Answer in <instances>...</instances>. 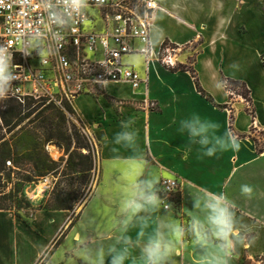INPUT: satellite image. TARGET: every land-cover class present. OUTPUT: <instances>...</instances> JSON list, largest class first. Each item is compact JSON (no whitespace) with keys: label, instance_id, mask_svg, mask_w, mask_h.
I'll use <instances>...</instances> for the list:
<instances>
[{"label":"crops","instance_id":"crops-1","mask_svg":"<svg viewBox=\"0 0 264 264\" xmlns=\"http://www.w3.org/2000/svg\"><path fill=\"white\" fill-rule=\"evenodd\" d=\"M156 1L161 9L150 17L153 51L168 41L193 55V69L208 99L197 91L189 72H172L155 61L146 73L141 57L125 58L147 79V87L133 91L128 84L110 83L97 97L74 100L81 122L102 136L97 145L98 175L87 199L78 211L35 212L30 224L11 211H0V264H81L77 242L82 237L90 243L119 239L128 223L110 203L111 191L119 189L122 180L134 181L145 167L157 174L159 182L177 180L180 197L178 210L173 202L169 210L162 207L150 218L147 232L160 226L171 234L172 225L193 222L199 227L203 197L214 200L215 194L223 193L233 205L243 237L229 264H264V151L258 154L250 137L253 126L264 132V0ZM184 55L177 65L186 63ZM223 79L245 84L253 119L243 103L231 104L233 91L224 88ZM231 111L239 151L202 156L199 146L178 132L181 119L197 114L218 126L216 136L231 133ZM121 121H131L129 130L136 133L140 159L125 148L111 150ZM244 184L252 188L251 196L241 194ZM139 234L136 229L130 232L134 238ZM212 251L211 244L204 248L188 236L179 244L174 264H210L211 257L204 258ZM132 257L141 264L138 248Z\"/></svg>","mask_w":264,"mask_h":264},{"label":"built area","instance_id":"built-area-1","mask_svg":"<svg viewBox=\"0 0 264 264\" xmlns=\"http://www.w3.org/2000/svg\"><path fill=\"white\" fill-rule=\"evenodd\" d=\"M65 3L0 0V62L9 61L15 76L0 99L20 104L44 99L70 117L77 97H97L110 83L128 84L133 91L147 87V79L125 58L141 57L146 73L155 61L167 68L177 65L171 61L175 49L155 52L151 47L150 17L161 9L156 0H87V7L70 18ZM54 14L68 22L57 25ZM42 183L48 187V178ZM178 189L177 180H160L165 205L171 207Z\"/></svg>","mask_w":264,"mask_h":264},{"label":"clouds","instance_id":"clouds-1","mask_svg":"<svg viewBox=\"0 0 264 264\" xmlns=\"http://www.w3.org/2000/svg\"><path fill=\"white\" fill-rule=\"evenodd\" d=\"M52 7H55L53 5ZM87 7V0H66L64 5L67 17L78 13ZM63 14H54V22L63 25L68 21L62 19ZM15 79L10 70V62H0V98L6 97ZM218 126L210 121L202 120L193 114L179 121L178 132L186 134L190 144L198 145L202 156L213 157L218 151H239L240 143L230 132L216 136ZM121 131L110 141L112 151L120 148L132 151V158L140 159L139 145L136 133L131 128V121H121ZM241 194L251 196L252 188L244 184ZM216 199L203 197L199 208L203 214V222L198 227L195 222L190 225H172V233L164 231L160 226L146 231L150 218L162 207L167 209L159 194V179L156 173L143 169L131 183L121 181V187L111 191L110 203L116 205L117 212L128 223V227L114 242L96 241L90 243L82 237L78 244L81 264H135L132 257L133 249H139L141 264H174V257L179 251V244L186 237L198 240V244L208 248L211 244L214 251L204 259L210 264H229L237 245L243 242L239 222L233 211L232 203L223 193L215 194ZM136 229L140 234L132 237L130 232ZM178 237V239H177Z\"/></svg>","mask_w":264,"mask_h":264},{"label":"trees","instance_id":"trees-1","mask_svg":"<svg viewBox=\"0 0 264 264\" xmlns=\"http://www.w3.org/2000/svg\"><path fill=\"white\" fill-rule=\"evenodd\" d=\"M168 46L171 49H176L174 45L165 41L160 52ZM189 64V66L178 64L174 67L165 68L172 72H189L197 91L202 97L207 98L199 86L193 69V62ZM223 86L228 92L235 91V89L242 90L243 93L240 95L251 106L249 90L244 83L223 79ZM69 113L73 114L71 110ZM246 113L253 119L252 106L251 111L246 109ZM25 119L28 120L26 124L23 123ZM233 122L234 118L231 111L229 129L232 135L240 138L233 131ZM66 124V114L54 105L47 104L44 99L29 98L24 101V104L12 99H0V211H11L15 216L21 217L18 211L26 209L32 212V217L38 211L75 210L78 203L76 184H81L87 188L88 177L94 167L93 147L87 140L80 138L77 131L74 130L72 135L75 139V145L70 150L72 139L71 135L68 134ZM101 139L99 137L98 142ZM55 141L58 143V148L64 151V155L67 156L66 159L61 158L56 162L49 156L46 147ZM253 141L255 142V140ZM256 149L258 154L264 151V147L260 148L257 144ZM82 151H86V154H82ZM7 162L10 163V166L7 165ZM53 175H59L58 183L63 180L66 188H55L48 193L47 200H44L38 207H32L25 199L24 189L29 185L37 184L45 177ZM91 190L89 188L88 194ZM172 202L177 211L180 204L179 195H176ZM31 217H24L27 224H30ZM74 222L75 219H71L70 225H73ZM55 242L57 245L60 239Z\"/></svg>","mask_w":264,"mask_h":264},{"label":"rangeland","instance_id":"rangeland-1","mask_svg":"<svg viewBox=\"0 0 264 264\" xmlns=\"http://www.w3.org/2000/svg\"><path fill=\"white\" fill-rule=\"evenodd\" d=\"M184 51L185 49H181V48L175 49V51L172 53V56H171L172 63L177 64V61H178L177 59L179 58V56L185 54L184 58H186V63L184 65L189 66L190 65L189 63L193 62V55L191 54L189 55L188 53H185ZM138 58L140 59V57ZM242 93L243 92L240 89H235L233 93H230L231 104L234 105L235 102L243 103L245 105V108L251 111V106L249 105V103L240 95ZM66 118H67L66 126L68 128V134L71 135V139H72V145H71L70 150H72V148L75 145V139H73V135H72L74 133V130L77 131L80 138L82 139L84 138L85 140H87L89 144H91V146L93 147L92 155L94 159V167L88 177V187L85 188L81 184H78V183L76 184V188L78 191V203L75 209L78 211L89 195L88 194L89 188L91 189L93 188V186L95 185L96 179H97V175H98L97 145H98L99 137L102 138V136H101L100 131L92 130L91 128L84 125L83 122H81L76 112H73V114L70 115V117L66 116ZM27 121L28 120L25 119L23 123L26 124ZM250 137L253 140H255L256 144L260 148L264 147V132L263 131H260L253 126L252 131L250 133ZM57 144H58L57 141H55V143L48 146V150H47L51 159L56 162L59 161V159L61 158H64V159L67 158V156L64 155V151L59 149ZM82 154H86V151H82ZM47 178H48V187L46 188H44L42 180H40L37 182V184L29 185L24 189L25 199L34 208L38 207L44 200H47L48 193L53 191L55 188L57 189L66 188V185L63 182V180H61V182L58 183L59 175L48 176ZM18 214L24 218L25 216L31 217L32 212L26 209H20L18 211Z\"/></svg>","mask_w":264,"mask_h":264},{"label":"bare ground","instance_id":"bare-ground-1","mask_svg":"<svg viewBox=\"0 0 264 264\" xmlns=\"http://www.w3.org/2000/svg\"><path fill=\"white\" fill-rule=\"evenodd\" d=\"M76 240V239H75Z\"/></svg>","mask_w":264,"mask_h":264}]
</instances>
